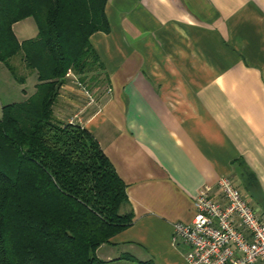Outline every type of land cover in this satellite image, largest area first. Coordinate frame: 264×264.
<instances>
[{
    "label": "crops",
    "instance_id": "1",
    "mask_svg": "<svg viewBox=\"0 0 264 264\" xmlns=\"http://www.w3.org/2000/svg\"><path fill=\"white\" fill-rule=\"evenodd\" d=\"M105 14L109 32L90 38L101 83L88 89L70 76L54 106L125 185L119 214L132 224L97 257L184 264L173 225L192 222L204 186L228 178L264 213V0H108ZM12 30L20 43L37 36L32 19ZM36 83L18 84L0 64V117Z\"/></svg>",
    "mask_w": 264,
    "mask_h": 264
},
{
    "label": "trees",
    "instance_id": "2",
    "mask_svg": "<svg viewBox=\"0 0 264 264\" xmlns=\"http://www.w3.org/2000/svg\"><path fill=\"white\" fill-rule=\"evenodd\" d=\"M107 2L0 0V64L20 85L37 82L26 101L1 109L0 264H114L97 250L132 224L119 214L125 185L97 141L54 116L68 74L88 89L101 83L90 38L109 32ZM26 19L37 36L20 43L12 27Z\"/></svg>",
    "mask_w": 264,
    "mask_h": 264
},
{
    "label": "built area",
    "instance_id": "3",
    "mask_svg": "<svg viewBox=\"0 0 264 264\" xmlns=\"http://www.w3.org/2000/svg\"><path fill=\"white\" fill-rule=\"evenodd\" d=\"M193 206L190 224L173 225L171 244L184 248V264H264V213L230 179L204 186Z\"/></svg>",
    "mask_w": 264,
    "mask_h": 264
},
{
    "label": "rangeland",
    "instance_id": "4",
    "mask_svg": "<svg viewBox=\"0 0 264 264\" xmlns=\"http://www.w3.org/2000/svg\"><path fill=\"white\" fill-rule=\"evenodd\" d=\"M14 60H12V62H13ZM16 64L18 65V62L16 61ZM19 73L21 74L22 72H21V70L19 71ZM54 116H55V114H54ZM75 124V123H74ZM125 264H128V263H125Z\"/></svg>",
    "mask_w": 264,
    "mask_h": 264
}]
</instances>
